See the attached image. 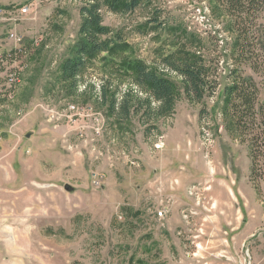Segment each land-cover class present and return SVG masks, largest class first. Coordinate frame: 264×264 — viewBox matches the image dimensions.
Wrapping results in <instances>:
<instances>
[{
    "label": "rangeland",
    "instance_id": "374dc122",
    "mask_svg": "<svg viewBox=\"0 0 264 264\" xmlns=\"http://www.w3.org/2000/svg\"><path fill=\"white\" fill-rule=\"evenodd\" d=\"M105 1L0 0L32 3L0 16V50L14 45L9 29L32 48L14 98L0 100V264H264V161L252 175L251 134L237 130L224 94L237 71L264 101V0L243 13L229 0H140L127 13ZM93 2L113 47L64 81ZM188 53L216 89L202 101L169 71L168 58ZM137 60L173 82L171 115L111 111L112 93L146 97Z\"/></svg>",
    "mask_w": 264,
    "mask_h": 264
},
{
    "label": "trees",
    "instance_id": "16d2710c",
    "mask_svg": "<svg viewBox=\"0 0 264 264\" xmlns=\"http://www.w3.org/2000/svg\"><path fill=\"white\" fill-rule=\"evenodd\" d=\"M245 1L249 7L255 3V0H229V6L233 10H238V13H243ZM105 4L114 12L127 13L134 10L140 4V0H106ZM81 13L83 22L79 31L80 44L74 56L67 59L61 69L62 79L72 83H76L80 69L87 59H92L101 52L110 51L114 44L113 38H103L104 35H109L111 30L102 23L100 6L96 2L84 5ZM238 41L241 42V38ZM167 62L170 65L169 71L182 78L185 93L192 101H202L207 94L215 92V87L207 83L209 71L200 55L188 53L168 58ZM133 71V81L147 93L146 97L129 89L118 101L116 93H112L111 111L118 110L124 119L131 115L133 108L138 111L145 108L146 111L154 113L155 119L171 115L178 99L171 79L139 60L135 61ZM233 74L234 82L225 87L224 94L227 103L233 109L237 130L241 135L245 129L251 134L249 137L253 158L251 170L254 175L260 158L264 161V101L261 103L258 100V87L253 77H244L237 71ZM102 90V98L107 99L108 94L104 85Z\"/></svg>",
    "mask_w": 264,
    "mask_h": 264
},
{
    "label": "built area",
    "instance_id": "2783aa9c",
    "mask_svg": "<svg viewBox=\"0 0 264 264\" xmlns=\"http://www.w3.org/2000/svg\"><path fill=\"white\" fill-rule=\"evenodd\" d=\"M32 3H26L25 8H18L17 5L0 7V16H3L8 11H20L22 14H27L30 10ZM18 21V20H17ZM6 39L14 42L10 48L0 50V100H10L14 98L15 86L18 84V73L23 63L29 58L30 51L32 50L29 45L25 43V35L9 29L6 33ZM17 43V45H16ZM79 107L77 105H69L68 112L78 113ZM61 116L71 117L68 113L59 114ZM157 149L164 147L163 142L155 144ZM105 175L95 173L93 175V183L96 186H101ZM167 209L163 208L158 213L160 216L166 214Z\"/></svg>",
    "mask_w": 264,
    "mask_h": 264
},
{
    "label": "bare ground",
    "instance_id": "6f19581e",
    "mask_svg": "<svg viewBox=\"0 0 264 264\" xmlns=\"http://www.w3.org/2000/svg\"><path fill=\"white\" fill-rule=\"evenodd\" d=\"M20 8H25V5L22 6V7H20ZM27 62H28V60H26V62L22 64L21 69H20V71L18 73V84L15 86V92H16V89L19 87V85L21 83V75H20V72L27 66V64H28Z\"/></svg>",
    "mask_w": 264,
    "mask_h": 264
},
{
    "label": "water",
    "instance_id": "95a60500",
    "mask_svg": "<svg viewBox=\"0 0 264 264\" xmlns=\"http://www.w3.org/2000/svg\"><path fill=\"white\" fill-rule=\"evenodd\" d=\"M66 189H68V190H71V186L70 185H66V187H65Z\"/></svg>",
    "mask_w": 264,
    "mask_h": 264
}]
</instances>
